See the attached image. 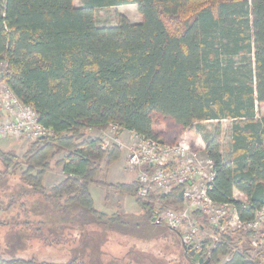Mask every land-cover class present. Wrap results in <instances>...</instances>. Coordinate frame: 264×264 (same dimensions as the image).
Segmentation results:
<instances>
[{"label": "trees", "instance_id": "obj_1", "mask_svg": "<svg viewBox=\"0 0 264 264\" xmlns=\"http://www.w3.org/2000/svg\"><path fill=\"white\" fill-rule=\"evenodd\" d=\"M129 4L137 5L139 22L121 16L114 25L98 23L97 8ZM0 60L6 63L3 78L51 130L30 140L19 159L0 151L5 165L26 167L20 177L31 187L7 193V202L0 198V224L18 230L38 224L40 233L48 224L45 243H67L75 252L57 263L2 254L0 264H85L83 255L96 249L86 241L88 231H128L122 213L96 208L90 185L137 198L140 182L109 183L102 162L110 167L120 147H104L87 129L115 125L117 135L130 130L160 139L156 114L189 130L215 121L205 148L216 172L210 197L234 206L242 221L264 208V118H256L264 104V0H81L79 6L75 0H0ZM223 120L231 121L228 157L221 151ZM53 166L62 167L65 179L48 189L44 181ZM181 192L176 186L160 199L180 209ZM137 203L151 221L153 202ZM244 233V244L228 232L202 246L214 244L209 258L216 264L229 254L224 264H258L247 256L252 233Z\"/></svg>", "mask_w": 264, "mask_h": 264}, {"label": "rangeland", "instance_id": "obj_2", "mask_svg": "<svg viewBox=\"0 0 264 264\" xmlns=\"http://www.w3.org/2000/svg\"><path fill=\"white\" fill-rule=\"evenodd\" d=\"M206 1L208 4L211 2V0ZM75 4L79 6L81 0H75ZM95 14L98 23L101 25H114L121 16L127 17L131 22H138L142 19L138 7L135 4L113 6L109 8L101 7L95 10ZM235 59L241 62L244 57L237 56ZM256 118H264V104L261 106L259 105ZM154 122L155 130L160 140L167 143H174L186 139L195 149L201 151L202 156L206 155V139L213 137L216 131L215 121L200 122L190 130L184 129L172 118L164 117L161 114H156L154 116ZM221 123V151L225 157H228L230 156L229 143L231 140V121L223 120ZM116 132L117 128L112 126L105 130L104 137H106L107 140L109 138L111 143L109 147L106 148L112 149L114 146L118 147L114 140L117 138L119 139L124 131H122L120 135H117ZM125 135L127 137V133ZM128 138L131 139L130 137ZM29 141L30 140L24 138L0 137V151L12 152L19 159L23 153H25L24 151ZM119 149L121 151V148ZM119 162L120 163L115 161L111 165L109 179L116 182L123 181L128 182V184L130 182L133 183L137 178L136 173L131 170L123 169L121 160H119ZM102 164L106 177L108 167L105 161H103ZM55 168L56 167H54L53 170H55ZM24 169H26V167L22 165L20 167H16V164L13 166L5 165L2 159H0V198H5V202L8 201V198L5 196L7 193L10 194L20 190L25 191L31 189L30 186H25L21 180L20 175ZM130 173L132 174L131 177ZM48 174L49 173L46 174V180L50 177ZM133 178L135 179L133 180ZM48 181L49 180L45 181V183L50 184ZM52 185H54V183H51L49 186ZM100 186L97 187L94 185L92 187V195L96 208L104 210V212H111L110 214L117 211L122 213L125 221L129 223L125 228L129 230L125 231V233L108 231L106 234L104 231L100 230L94 233L88 231L86 241L90 244L94 243L96 249L93 251L89 249L86 254L83 255V263L92 264L94 261H97L101 264H203L195 260V258H191L192 256L187 253L179 231L169 228L165 223H156L152 221V218L151 221H149L147 218V211L137 203V198L131 194L120 193L117 189L106 187V196H108L106 199L104 198ZM236 197L237 199H242V195L240 194H237ZM152 204L154 208L157 206L154 202ZM0 218L3 219V214H0ZM37 226L38 224H31L29 226L30 228L25 227L18 230L17 228L12 229L7 225L0 224V255L3 254L4 257L7 256V258H9L11 254H13L24 258H35L39 261L44 260L57 263L69 260L71 255L75 254V252L69 251L71 247L70 245L68 247L67 243L66 246L62 248H60L59 244L55 245L50 242L45 243L43 239L45 237H43L42 234L46 237H51L49 230L46 229L48 224L39 227L42 231L41 233L35 230L34 227ZM49 227H52V225L49 224ZM18 228H20V226H18ZM91 228H93V226ZM221 232L224 234L228 232L233 233L235 242L237 243L240 242L244 244L249 240L246 239L243 230H240L236 225L230 223V218L226 221ZM72 233L74 235L77 232L73 231ZM222 233L213 232L212 229L207 227L200 235V238L212 240L213 243H215V240L219 242ZM236 249L237 248L231 247V252L234 253ZM247 256L251 261L257 259V261H260L258 264H264V245L260 248L250 247ZM230 257H232L231 254L222 258L220 264H224ZM208 264L216 263L211 261Z\"/></svg>", "mask_w": 264, "mask_h": 264}, {"label": "built area", "instance_id": "obj_3", "mask_svg": "<svg viewBox=\"0 0 264 264\" xmlns=\"http://www.w3.org/2000/svg\"><path fill=\"white\" fill-rule=\"evenodd\" d=\"M5 66L6 63L0 60V137L34 140L51 133L39 121L34 106L23 102L3 78ZM136 135L137 143L129 149L128 165L136 172V179L140 182L136 197L157 205L152 221L165 223L179 231L189 250L200 252L204 259L211 257L214 244L204 249V238H200V235L207 227L212 229L213 225L218 226L221 232L229 218L232 225L252 233L251 248L264 245V208L257 210L252 219L242 221L234 206L217 203L210 197L209 190L216 176L211 159L202 156L201 151L186 139L167 143ZM176 186H182L184 206L180 209L160 199ZM242 202V206L247 207L246 198ZM196 209L203 214L194 216Z\"/></svg>", "mask_w": 264, "mask_h": 264}, {"label": "crops", "instance_id": "obj_4", "mask_svg": "<svg viewBox=\"0 0 264 264\" xmlns=\"http://www.w3.org/2000/svg\"><path fill=\"white\" fill-rule=\"evenodd\" d=\"M139 22V21H138ZM87 131H88V133L90 134V135H92L93 137H100V138H102L103 139V141H104V144H105V146L106 147H109V144H111L110 143V139L108 138V140L106 139V137H104L105 136V131H98V130H95V129H87ZM94 133V134H93ZM127 133V137H126V134ZM128 134H129V136H128ZM128 137H130L131 139H129ZM114 142H115V144H117L120 148H121V157H120V159L119 160H121V164H122V166H123V169H126V170H131L132 172H134V173H136L135 171H133L131 168H130V166L128 165V152H129V149L131 148V146L132 145H134V144H136L137 143V135H136V133L134 132V131H130V130H124V132L122 133V135H120V137H119V139L117 138V139H115L114 140ZM125 152V153H124ZM124 153V154H123ZM119 160H117V162L118 163H120L119 162ZM102 167H103V164H102ZM111 167V166H110ZM110 167H108V170H107V172H106V178H107V181L109 182V183H118V182H123V181H113V180H110L109 179V174H110ZM53 168H54V166H53ZM53 168H52V170H50L48 173V175L50 176V177H48V179L47 180H49L48 182L51 184V183H54V185H57V184H59L60 182H62L64 179H65V175H64V172H63V169H62V167H56L55 168V170H53ZM103 174V173H102ZM131 173H130V177H131ZM134 177H135V175H134ZM46 178H47V176H46ZM135 178H133V180H134ZM46 179H45V181H47ZM45 181H44V183H45ZM50 184H44L45 185V187L46 188H48V189H50L51 187H54V185H52V186H49ZM94 185H96L97 187H99L100 186V184H96V183H93V184H91L90 185V190H91V193H92V187L94 186ZM101 188H102V193H103V195H104V198H106V195H107V191H106V187H103V186H100ZM234 196H235V198L237 199V194H240V195H242V199H244L245 198V196L243 195V194H241L238 190H235L234 191ZM241 198L239 199V200H242ZM104 211V210H103ZM111 213V212H110Z\"/></svg>", "mask_w": 264, "mask_h": 264}, {"label": "water", "instance_id": "obj_5", "mask_svg": "<svg viewBox=\"0 0 264 264\" xmlns=\"http://www.w3.org/2000/svg\"><path fill=\"white\" fill-rule=\"evenodd\" d=\"M180 233V232H179ZM187 253L192 256L193 258H195V260H198L200 263H204V264H208L211 260L208 258L206 260H204V257L201 256L200 252H196L195 250L191 249L189 250V248L184 245Z\"/></svg>", "mask_w": 264, "mask_h": 264}]
</instances>
